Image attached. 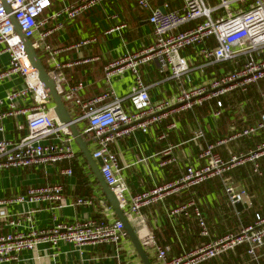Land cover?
I'll return each instance as SVG.
<instances>
[{"label": "built area", "instance_id": "2783aa9c", "mask_svg": "<svg viewBox=\"0 0 264 264\" xmlns=\"http://www.w3.org/2000/svg\"><path fill=\"white\" fill-rule=\"evenodd\" d=\"M58 1L62 0H6L8 10L0 0V55H9V64L0 68V81L13 75H20L24 81L23 87L10 92L5 101L0 100V131L3 130L1 122L4 119L19 115L24 117L28 130L19 140H0V171L78 160L71 129L68 124L61 123L53 109L48 107L52 98L46 93L38 70L32 66L25 52V45L12 20L14 16L42 61L47 59L46 70L55 82L58 93L76 113L73 122L77 126L82 123V133L93 138L92 156L102 160L101 174L135 231L138 233L141 228L148 230L139 238L147 253L154 256L155 264H200L235 251L241 245H247L248 254L260 264L257 249L264 246V213H257L253 223L241 226L238 231L227 232L173 256L170 249L160 244L155 233L148 229L149 218L143 210L164 202L169 196L191 193L188 199L172 207L170 214L194 218L200 235L210 237L207 217L201 206V198L195 195V188L210 179L221 177L231 202L241 200L244 191H239L237 184L226 174L246 161L254 162V171H259L257 160L264 156V141L256 148L229 159H225L218 148L233 139L264 131V111L253 125H247L214 142H208L204 129L199 127L191 138L198 150L195 154H187L184 169L174 179L160 183L157 181V171L159 173L179 160L176 152L179 145L168 142L154 155L141 153L132 164L143 165L152 185L139 191H134L125 174L132 164L122 165L112 145L122 137H135L137 133L148 135L152 128L162 126L168 117L193 111L208 103L214 104L211 115L220 118L226 96L237 90L247 91L250 86L263 80L264 0H174L179 3L175 8L171 7V0H160L162 4L159 6L151 0H134L137 7L148 12L153 41L136 50H127L104 66L105 81L109 85L114 76L125 70L133 73V82L125 96L115 95L114 89L109 87L94 97L84 95L85 81H68L65 68L72 64L62 62L58 55L65 50L97 43V37L91 36L65 48L54 47L48 38L82 13L93 12L110 0L64 3L59 9L49 12ZM124 26L125 23L108 29L106 33ZM189 48H197L202 68L228 62H231V66L223 67L222 71L218 70L204 81L190 80L186 86H182L193 69L189 57L184 53ZM97 59L99 57L92 56L88 60ZM152 63L156 64L161 74L167 75L166 78L181 85L173 97L152 98L150 84L142 73V68ZM261 93L264 97V90ZM21 101H31V104L26 107L22 103L21 106ZM177 127V121L171 120L159 131L157 139L168 141ZM152 158L156 159V170L150 166ZM61 173L70 177L73 169L69 166ZM97 188L94 195L78 197L70 202L65 199L62 183H45L30 187L24 194L0 199V205L17 201L50 203L60 208L74 205L95 207L98 202L107 211H113L99 186ZM0 219L6 225L16 227L23 224L24 216L21 213L12 215L2 207ZM127 239L122 221L113 214L70 221L56 220L46 227L31 226L27 231L1 232L0 261L16 262L23 251L40 245L48 244L55 249L62 243H68L74 250L87 245H110L114 250L111 259H115L116 264H125L123 242Z\"/></svg>", "mask_w": 264, "mask_h": 264}, {"label": "crops", "instance_id": "0c3cea01", "mask_svg": "<svg viewBox=\"0 0 264 264\" xmlns=\"http://www.w3.org/2000/svg\"><path fill=\"white\" fill-rule=\"evenodd\" d=\"M77 1L80 0L58 1L49 12L59 9L64 3H74ZM151 1L158 6L162 4L160 0ZM211 1L215 2V0ZM178 6V2L171 0V7L175 8ZM123 23L126 26L118 30L116 29L111 33H106L108 29L116 28ZM152 32V26L148 21V12L137 7L134 0H110L103 3L93 12L89 10L82 13L76 20L67 23L63 29L50 35L48 41L54 47L65 48L83 39L91 38V36L97 37V43H89L81 47L65 50L58 55L62 62L72 64L65 68V75L71 83L80 80L85 81L86 88L84 95L86 97L97 96L109 87L114 89L115 95L125 96L133 82V73L125 70L114 76L111 85H109L105 81L104 66L108 62L118 58L127 50H136L149 45L153 41ZM211 41L213 42V40ZM184 53L189 57L193 69L182 82V86H186L190 80L192 82L204 81L218 70L222 71L223 67L229 68L231 66V62H228L217 64L214 67L202 68L200 66L201 58L198 55L197 48L185 49ZM92 56L99 57V59L93 61L88 60ZM43 63L47 68L48 62L46 58L43 59ZM8 64L9 55L2 53L0 55V68L6 67ZM142 73L145 81L150 84V93L154 100L173 97L181 86L177 85L173 80L166 78L167 75L161 74L154 63L143 67ZM263 81L264 79L258 84L250 86L247 91H240L254 98L255 103L251 105L248 101L249 98H245L229 108L224 106L222 116L220 118H214L211 115V109L214 104L208 103L205 105L207 106V113L201 111L199 114L197 109L202 108L200 106L193 111H185L170 116L164 121L162 126L152 128L150 134L143 135L137 133L135 137H122L112 145V149L117 153L121 164L127 165L132 164L141 153L151 156L166 147L168 142L175 143L179 145L176 151L179 160L176 163L164 167L159 173L157 171V181L160 183L174 179L184 169L187 154H195L198 150L191 138L199 127L202 126L204 129L206 140L208 142H214L219 138L229 136L232 132L240 130L247 125H253L260 119L264 111V97L261 93L264 90V86L261 85ZM23 86L24 81L20 75H13L8 79L0 81V100L5 101L10 92ZM22 103L24 106L29 107L31 101H21V106ZM47 105L53 109V99ZM66 106L73 117L76 113L71 111V108L67 104ZM171 120L177 121L178 127L171 132L169 140L161 141L157 139L159 131ZM1 125L3 127V139L16 141L28 133L25 119L22 115L6 118L1 122ZM78 128L83 138L88 142V148L92 153L94 149L93 138H91V135L82 133V123L78 124ZM263 141L264 131H261L250 137L233 139L219 146L218 150L225 159H229L235 154L246 153L256 148ZM74 146L78 151V160L72 162L61 161L53 165H34L1 170L0 199L15 197L26 193L32 186L52 182H60L63 184L65 199L70 202L75 201L78 197H90L94 195L96 189H98L97 186L100 189L101 187L98 182L96 184L94 183L96 178L92 168L76 142ZM263 157L257 160L259 164V171L257 172L254 171L255 163L246 161L234 166L226 174L227 177L231 178L237 184L239 191H244L241 202L243 205L246 204V207H243L241 211L236 208L235 203L231 202L224 189L221 177L210 179L195 188V195L201 198V206L207 217L210 237L207 238L200 235V229L194 218L185 217L184 215L176 217L170 214L171 208L188 199L191 193L169 196L162 203L144 208L143 212L149 218L148 229L155 233L160 244L170 249V255L173 256L179 255L183 249H194L227 232L238 231L241 226L246 225L239 223L238 216L240 212L254 207L256 213H264V185L260 183L261 181L258 177L262 176L264 172V168H260V160ZM74 162L81 165L88 175L91 188L90 196L75 192L79 185L74 172L70 177L61 173V170L69 166L73 167ZM155 165L156 159L152 158L150 160V166L155 169ZM125 174L133 185L134 191L147 189L152 185L144 172L143 165L132 164L131 167L125 170ZM101 191L103 192L102 189ZM2 207H5L12 215L21 213L24 216V221L22 225L14 227L6 225L0 219V233L27 231L31 226L35 228L46 227L56 220L70 221L101 215L111 216V214L117 217L113 208V211H107L98 202L95 207L74 205L60 208L50 203L14 201L5 206L1 204L0 208ZM226 210L231 214L227 215ZM166 227L171 228V230H166ZM147 231V229L141 228L137 234L141 238ZM123 246L125 264H143L129 237L123 242ZM245 246L241 245L235 251L224 253L200 264H257L255 259L248 254L247 245ZM113 253V248L107 244L87 245L80 250H74L68 243H62L55 249L51 248L48 244H44L35 249L23 251L20 254L19 260L16 262L0 261V264H116L117 261L111 259ZM148 255L150 258L154 257L152 254ZM257 255L258 262L264 264V246L257 249Z\"/></svg>", "mask_w": 264, "mask_h": 264}, {"label": "water", "instance_id": "95a60500", "mask_svg": "<svg viewBox=\"0 0 264 264\" xmlns=\"http://www.w3.org/2000/svg\"><path fill=\"white\" fill-rule=\"evenodd\" d=\"M4 6L9 10L6 0H1ZM164 10V9H163ZM13 23L15 25L16 31L22 38V41L25 45V52L32 64V66L38 70L39 78L43 84V87L46 93L51 96L54 102L53 111L57 116L58 120L63 124H68L72 135L75 139L76 144L79 146L80 150L85 155L88 163L90 164L94 176L99 183L101 189L103 190L107 200L115 211L116 216L119 220L122 221L124 228L127 232V235L133 244L137 254L139 255L143 264H153L150 256L142 245V242L135 231L134 227L130 223L128 217L125 215L123 209L120 206L119 200L115 196L114 192L110 189L108 184L106 183L104 177L101 174L100 166L102 165V160L100 158H93L91 151L88 148V142L83 138L81 132L79 131L78 126L73 122V117L71 116L66 104L64 103L61 95L58 93L56 89V84L53 79L49 76L46 67L38 55L37 51L33 47L32 41L24 35L20 25L18 24L16 18L12 17ZM4 138L3 132L0 131V140ZM236 208L241 211L243 207H246V204H242L241 200L235 202Z\"/></svg>", "mask_w": 264, "mask_h": 264}, {"label": "trees", "instance_id": "16d2710c", "mask_svg": "<svg viewBox=\"0 0 264 264\" xmlns=\"http://www.w3.org/2000/svg\"><path fill=\"white\" fill-rule=\"evenodd\" d=\"M261 85L264 86V81L261 83ZM252 90H254V88H252ZM245 98H247V99L249 98L248 101L250 102V105L255 103L254 98L253 97L251 98V96H249V94L242 93L240 91H235L230 96H227L225 98V106L229 108V107L233 106L234 104H236V102H240L241 100H244ZM206 109H207V106L204 105L199 110L197 109V112L199 114L201 111H203L204 113H207ZM74 163L75 164H73L72 169H73L75 176L78 179V185H79V187L77 188V191H75V192L83 193L84 195L90 196L91 195L90 194L91 188H90V182L88 181V175L85 173V171L81 165H78L76 162H74ZM260 163H261L260 168L261 169L264 168V157L260 160ZM258 177L260 178L259 179L261 181L260 183L264 185V172H263L262 176H258ZM94 183L95 184L97 183L96 179L94 180ZM176 196H178V195H176ZM176 196H174V197H176ZM257 213H260V212H257ZM257 213H256V210L254 209V207L250 208L247 211L240 212L239 216H238L239 223L246 224V225L253 223ZM226 214L229 215L231 213L228 210H226ZM97 217H99V216H97ZM166 230H171V228L169 229L168 227H166ZM151 260L153 263H155L153 257H151Z\"/></svg>", "mask_w": 264, "mask_h": 264}]
</instances>
